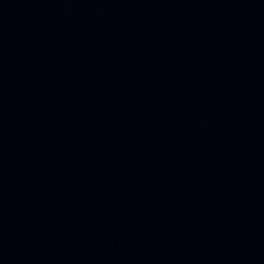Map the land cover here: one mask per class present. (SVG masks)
Returning a JSON list of instances; mask_svg holds the SVG:
<instances>
[{"label":"water","instance_id":"95a60500","mask_svg":"<svg viewBox=\"0 0 264 264\" xmlns=\"http://www.w3.org/2000/svg\"><path fill=\"white\" fill-rule=\"evenodd\" d=\"M0 264H264V0H0Z\"/></svg>","mask_w":264,"mask_h":264}]
</instances>
